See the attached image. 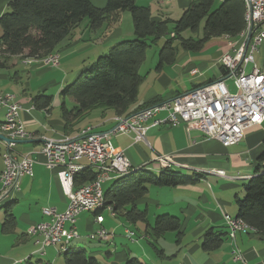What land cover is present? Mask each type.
I'll use <instances>...</instances> for the list:
<instances>
[{"label": "crops", "instance_id": "crops-1", "mask_svg": "<svg viewBox=\"0 0 264 264\" xmlns=\"http://www.w3.org/2000/svg\"><path fill=\"white\" fill-rule=\"evenodd\" d=\"M1 1L8 4V0ZM91 2L96 7L102 8L107 0H91ZM175 2L184 10L192 0H171L166 7L169 8ZM148 7L154 19L162 18L161 13L153 15L151 5ZM3 8L1 6L0 10L2 11ZM169 17L172 18L170 8ZM79 25L58 46L57 52L61 59L57 66L46 65L41 58L25 56L9 57L5 58V62H0L3 63L0 66V95H13L14 101L22 106L20 112L25 130L35 136L24 146L15 148L18 151L17 156L20 158L22 154L29 152L36 160L33 176H21L20 189L0 197L2 201L7 196H12L11 212L16 220L13 229L9 232H4L1 227L0 264H34L32 256L42 251L44 258L38 257L39 264H65L63 255L60 254L63 251H60V248L59 252L57 246H48L40 250V244L37 243L40 236L30 235L28 229L48 219L42 213L43 207L53 206L58 212L66 209L67 198L63 193L57 172L47 168L40 149L43 145L42 137L61 138L66 134L61 115H54L53 109L61 107L63 102L68 109L72 108L74 101L68 97L63 99L60 93L62 88L69 84L64 85L65 79L51 76L45 80L46 82L35 85L32 84L31 79L34 76L42 78L51 70L50 67H60L62 58L72 54L74 57L71 59L77 65L75 68L84 70L89 65L79 62L93 58L100 47L121 40L126 34L135 37L133 29L123 32L119 23L108 29L112 31L106 32L107 35L103 40L102 35L89 37L82 32H76ZM194 34L196 38L200 35L199 32ZM95 39L97 45L93 46ZM219 39L212 38L208 41H211L210 44H204L197 50L185 49L177 45L174 61L160 66L157 58L155 59L156 50L148 60L147 49L145 59L140 66L142 81L137 100L130 111L137 112L196 86L224 78L225 71L221 65V58L230 50L229 36L224 35ZM2 57L0 53V59ZM72 70L69 67L68 71ZM55 84H60L57 87V90H60L55 92V95H50L53 98L51 108L35 109L33 97L45 94L44 91ZM5 113L6 107H0V122L4 121ZM165 115L164 111L160 112L155 115V119H161ZM115 116L117 115L113 109L103 106L94 107L82 116L83 121L79 118L76 120L79 124L72 128L73 130L70 129L69 134L75 135L82 128L86 129L87 127H84L89 124L94 126L95 131L110 132L116 125L118 116L116 118ZM151 121L146 131V142H134L133 133L111 134L110 140L115 141L113 144L115 147L125 151L133 167L140 168L145 165L152 167L151 170L159 171L162 167L170 165V170L187 176L192 181L186 185L172 187L154 186L156 192L152 186L149 187L147 194L135 202L139 209L146 211L145 220L131 222L120 214L115 213V216L110 214L113 218H122L127 226L122 222L118 224L111 220L108 222L104 218L102 225L110 235L106 239L94 237L92 241L105 242L109 246L104 249L98 244L90 252L83 247L87 255L94 257L99 264H131L129 261L132 259L143 264H240L234 258V250H238L248 264H264V233L237 232L233 239L228 235L226 222V217L237 218L236 200L244 196L243 184L253 176L258 164L257 159L264 152V124L247 129L239 143L225 147L220 140L208 138L197 129L188 130L183 123L152 125ZM6 150L5 145L0 143V175L5 166L2 153ZM155 155H168L173 159V164L164 163L163 166L157 167V163L153 160ZM78 164L89 167L86 159ZM1 187L0 178V190ZM99 209L103 210L96 213ZM157 209L162 210L163 214L177 217L180 222L179 230L156 235L152 231V226L158 216H154ZM107 210L106 206H103L94 209V212L82 213L79 216L80 220L78 218L74 225L77 236L66 238L65 243L63 240L66 249L70 247L71 241L81 237V229L91 232L98 225L101 227V224L92 219L91 214L94 217L96 214L103 216ZM4 217L3 215V220ZM0 219H2L1 214ZM67 227L72 225L68 223ZM133 227L136 231L132 229ZM131 230L135 233L129 237L128 232ZM208 232L221 240L214 248L203 246ZM88 239L91 240L89 237Z\"/></svg>", "mask_w": 264, "mask_h": 264}, {"label": "trees", "instance_id": "trees-1", "mask_svg": "<svg viewBox=\"0 0 264 264\" xmlns=\"http://www.w3.org/2000/svg\"><path fill=\"white\" fill-rule=\"evenodd\" d=\"M10 11L0 16L2 33L0 53L6 59L15 56L43 58L57 53L60 43L85 18L91 28H98L105 22H117L122 12L129 11L133 22L135 38L113 45L109 52L99 56L76 78L61 90L64 98L74 101L68 109L62 103V117L65 130L78 118L97 106L113 109L117 116H128L136 102L142 81L140 66L147 49L154 41L172 33L160 51L159 66L171 63L176 56L173 40H178L185 49H200L207 41L220 36L236 37L246 28L245 0H194L184 9L181 17L173 20V28L167 21L154 19L148 6H141L136 0H107L99 8L91 0H8ZM202 32L200 38L185 37L184 32ZM3 63H0V66ZM52 96L38 94L33 97L35 109L49 110ZM68 132V131H66ZM255 172L244 184V196L236 200L237 220L243 221L255 233H264V152L258 157ZM85 167L74 175L76 187L96 178V172ZM152 167H133L128 173L117 177L105 191V205L128 221L145 220L146 211L139 209L135 202L144 197L151 186H179L192 181L191 178L172 171L166 165L155 174ZM111 181V180H110ZM5 214L2 230L9 232L15 225L11 212L12 203L4 205ZM99 209L96 213L102 211ZM180 228L179 219L169 214L158 215L152 231L160 235ZM220 238L208 232L203 246L214 248ZM60 254L65 264H99L87 255L83 247H67ZM131 264H143L136 259Z\"/></svg>", "mask_w": 264, "mask_h": 264}, {"label": "built area", "instance_id": "built-area-1", "mask_svg": "<svg viewBox=\"0 0 264 264\" xmlns=\"http://www.w3.org/2000/svg\"><path fill=\"white\" fill-rule=\"evenodd\" d=\"M249 7L252 9L253 33L232 37L229 41L230 50L221 58L224 78L196 86L171 99H164L140 109L129 119L116 121L110 132L95 131L94 127L87 126L82 129V137L78 139H68L65 135L61 138L42 137L40 154L44 156L47 168L57 172L67 205L62 212H58L53 206L43 207L42 213L48 219L29 227L30 235L40 236L37 240L40 249L48 246L59 248L63 239L76 237L74 225L82 213L92 212L89 211V204L100 202L103 183L109 181L112 175L132 166L125 151L112 144L111 134L133 133L134 142H146L150 120L152 125L183 123L188 130L197 129L208 138L220 140L227 147L239 143L247 129L264 124V0H249ZM256 53L259 54V63ZM59 60L60 57L51 59L47 65L57 66ZM249 65L251 69L248 71ZM228 78L233 79L234 92L226 83ZM0 107H6L5 118L9 128H18V135L7 143L8 158L0 175L1 197L20 189L21 176H33L36 160L29 152L18 158V151L15 149V140L35 138L25 130L20 112L22 106L14 101L13 95L3 94L0 95ZM163 111L166 113L165 117L155 119V115ZM83 159L97 165V174L89 187H76L70 183V171ZM153 160L157 167L164 163L173 164V159L168 155H155ZM108 211L113 216L110 206ZM94 220L102 225L104 217L96 214ZM226 222L228 235L233 239L237 232H256L239 226L234 218L226 217ZM68 223L72 227H67ZM134 233L129 231L128 236L132 237ZM109 235L108 230L101 226L90 232L88 237L91 240L94 237L106 239ZM234 258L240 264H248L238 250H234Z\"/></svg>", "mask_w": 264, "mask_h": 264}, {"label": "rangeland", "instance_id": "rangeland-1", "mask_svg": "<svg viewBox=\"0 0 264 264\" xmlns=\"http://www.w3.org/2000/svg\"><path fill=\"white\" fill-rule=\"evenodd\" d=\"M1 1V0H0ZM142 1H144V2H142ZM171 0H137L136 1V3L138 4V5H141V6H148V5H151L152 6V12H153V15H157V13H161V17L164 19V20H166L167 21V24L169 25V27H170V31L172 30V28H173V19L174 20H177V19H179L180 17H181V15H182V13H183V11L184 10H182V9H180L178 6H177V3L175 2L173 5H170L169 6V8L171 9V12H172V18H170L169 17V8H167L168 7V5H169V2H170ZM173 1H175V0H173ZM192 1H194V0H192ZM4 7L3 8V10L1 11L0 10V16L1 15H3L4 13H6V12H9L10 11V7H9V5L7 4V3H5L4 1H1V3H0V7ZM167 6V7H166ZM188 7V6H187ZM186 7V8H187ZM185 8V9H186ZM120 24V28L122 29V31L123 32H127L128 30H130V29H133V22H132V18H131V13L129 12V11H124V12H122V14H121V16L119 17V20L117 21V22H105V24L103 25V26H100V27H98V28H91V26H90V23H89V19L88 18H85L81 23H80V25H79V27H77V30H76V32H82L83 34H86V35H88L89 37L91 36H93V37H96V36H101V39L103 40L105 37H106V35H107V33L106 32H110V31H112V30H110V31H108V29H111L114 25H116V24ZM74 32V31H73ZM102 32H105L104 34H102ZM1 33H2V28H1V25H0V35H1ZM195 32H190V31H186V32H184L183 33V35L185 36V37H195L196 38V34H194ZM199 34L200 35H198V38L199 37H201L202 36V34H201V32H199ZM171 35H172V33L170 34V32H169V34H167V35H165V36H163V37H161L159 40H157V41H154V42H152V43H149L150 44V46H149V48H148V55H149V57H148V60H150L151 59V55L153 54V51H155L156 50V57H155V59L157 58V61L159 62V57H160V51H161V49H162V47L164 46V44H165V42L171 37ZM135 37L133 36H129V34H126L121 40H115V41H112V42H109L110 44H108L107 46H104V47H100V50L98 51V52H96V54H94V56H93V58H91V59H88V58H86V60L83 62V61H80L79 62V64H81V63H85V65L87 66V65H90V64H92L94 61H95V59H97L99 56H101V55H105V54H107L108 52H109V49L113 46V45H115L116 43H118V42H121V41H124V40H132V39H134ZM219 38H221V36L220 37H218V40H220ZM197 39V38H196ZM101 40V41H102ZM232 40V37H229V41H231ZM94 41V40H93ZM95 43H93V46H96L97 45V40L95 39ZM211 43V41L210 42H206L205 44H210ZM173 44H174V46H177V45H179L180 46V42L178 41V40H173ZM100 45H101V42H100ZM158 47H160V49L158 50ZM59 48V47H58ZM158 50V51H157ZM57 52V51H56ZM58 53V52H57ZM256 60L258 61V63H259V54H257L256 53ZM72 57H74V54H72V55H67V56H65V57H63L62 58V64L60 63V67H50L51 68V70H49V71H47L44 75H43V77L42 78H38L37 76H34L32 79H31V81H32V84L33 85H35V84H37V83H42V82H46L45 80L48 78V77H51V76H57L59 79H65L64 80V85L66 84V83H70V82H72L75 78H76V76L83 70H78L79 68H75V67H77V65H76V63L71 59ZM61 59V58H60ZM0 62H5V57H2V59H0ZM44 64H46L45 62H43ZM78 64V65H79ZM47 65V64H46ZM50 66H52V65H50ZM69 67H71L73 70L72 71H68V69H69ZM85 69V68H84ZM251 69V65H249V67H248V71ZM52 79V78H51ZM25 81H27V79H25ZM48 81V80H47ZM226 83H227V85L229 86V88L232 90V92H234L235 91V88H234V85H233V79L232 78H228L227 80H226ZM58 85H60V84H55L54 86H49V88L46 90V91H44V93H45V95H55L54 93L55 92H59V90L60 89H58L57 90V87H58ZM38 92H36V94H37ZM70 106V105H69ZM69 109H71V108H69ZM54 115H61V118L63 119V117H62V108L59 106V107H55L54 109ZM117 116H115V118H116ZM114 118V119H115ZM81 121H83L84 119H82V117L81 118H79ZM63 121H64V119H63ZM115 121H116V119H115ZM79 123H78V121H75L73 124H71L69 127H68V130H65V132L66 131H68V132H66V134L65 135H69L70 137H76L79 133H80V131L83 129H81L80 131H78V133L77 134H75V135H70L69 133V131H70V129H72V128H74V127H76L77 125H78ZM87 126H92V127H94L93 125H91V124H89V125H86L84 128H86ZM73 130V129H72ZM0 134H3L4 136H6V132H4V131H1L0 130ZM113 143L112 144H114L115 143V141H112ZM0 143H3L4 145H5V150H6V146H7V143H4L3 141H1L0 140ZM25 145V143H19V144H17V147H22V146H24ZM3 153H4V151H3ZM3 153H2V157H3ZM153 172L155 173V174H158L159 173V171H156V170H153ZM1 178V177H0ZM116 178H113L111 181H107V182H104L103 183V190H104V192L106 191V189L111 185V183H112V181H114ZM153 187V189H156L154 186H152ZM157 191V189L155 190V192ZM13 198H12V196H7V198H5V199H3L2 201H0V214H1V217H2V219H0V235H1V227H2V220H3V215H4V212H5V208H4V205L5 204H7L8 202H10L11 200H12ZM92 212H94L93 210H91ZM163 214V212H162V210H160V209H157L156 211H155V215L154 216H156V215H162ZM91 216H92V219L94 218V216L91 214ZM103 216H104V218H106L107 220H108V222L111 220V221H113V222H115L116 224H118V223H121L122 222V224H124V225H127L128 226V224L127 223H125V221L122 219V218H120V217H116V218H113L111 215H110V212L107 210V211H105L104 212V214H103ZM153 219H154V217H153ZM79 220H80V218H79ZM77 222V221H76ZM98 225V224H97ZM103 226V225H102ZM104 227V226H103ZM100 228V226L98 225L97 227H95L94 228V230H92V231H96V230H98ZM105 228V227H104ZM132 229H135L134 227L132 228ZM130 230V229H129ZM91 231V232H92ZM132 231V230H131ZM135 231H136V229H135ZM80 234H81V237L80 238H76V239H74L73 241H71L70 243H69V246L70 247H85V248H87V250L90 252L91 251V249H93L94 247H96L98 244H101V247L102 248H104V249H107L108 248V246H109V244H107V243H105V242H100L99 243V241H92V240H89L88 239V234H90V231H86V230H83V229H81L80 230ZM16 236L18 237V234H16ZM66 239H64V243L66 242L65 241ZM40 248H41V246H40ZM40 250H42V249H40ZM44 251H42V252H40V253H38L36 256H32V260H33V263L34 264H39L40 263V261L38 260V257L40 256L41 258L43 257L44 258V256L42 255V253H43ZM58 252H59V248H58ZM20 261V260H19Z\"/></svg>", "mask_w": 264, "mask_h": 264}, {"label": "bare ground", "instance_id": "bare-ground-1", "mask_svg": "<svg viewBox=\"0 0 264 264\" xmlns=\"http://www.w3.org/2000/svg\"><path fill=\"white\" fill-rule=\"evenodd\" d=\"M245 1H246V7H247L246 8L245 18H246V23L247 24H246L245 30L242 31L238 36H240V35H251L253 33L252 9L249 7V0H245ZM58 57H60V54L52 53V54H49L48 56H45V57L41 58V61L45 62L47 64V62H49L51 59L58 58ZM130 116H134V113L130 114L127 117H121V116L119 117L118 116L116 119H117V121L127 120V119H129ZM0 130L6 132V137L10 138L11 140H14V138L18 135V128H9V125L7 124V118H5L4 121L0 122ZM79 137H82V133H80L76 137H70L69 135H65V138H68V139H78ZM3 158H4V163L6 164V159L8 158V149L3 153ZM89 166H91V168H93V170L97 173V165L96 164L89 163ZM132 167L133 166H131L130 168H127V169L119 172L116 175H112L110 180H112L113 178H117L118 176H121V175H124V174L128 173L132 169ZM83 168H85V166H82V165H80L78 163L74 165L73 171H70V183H72L74 185V175H75V173L79 172ZM4 169H5V166H4ZM90 183H92V181L89 182V183L81 185V187H89ZM104 196H105V192L102 189L100 191V202H94L93 204H89V211L97 209V208H100V207H103V206H106L105 205V200H104L105 197ZM106 208L109 210V206H106ZM111 210L113 212V216H115V212L113 211L112 208H111ZM234 222H239V226H243V227L251 230V228L247 224H245L243 221H241V220H237L236 218H234ZM63 240H62L61 247H59L60 251H65L66 250V246L63 244Z\"/></svg>", "mask_w": 264, "mask_h": 264}, {"label": "water", "instance_id": "water-1", "mask_svg": "<svg viewBox=\"0 0 264 264\" xmlns=\"http://www.w3.org/2000/svg\"><path fill=\"white\" fill-rule=\"evenodd\" d=\"M0 140L3 141L4 143H9V142L12 141L10 138L4 136L3 134H0ZM30 141H31V140H21V139H17V140H15V142H16L17 144H19V143H27V142H30Z\"/></svg>", "mask_w": 264, "mask_h": 264}]
</instances>
